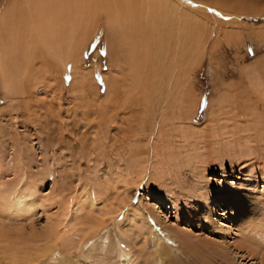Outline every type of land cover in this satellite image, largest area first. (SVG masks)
<instances>
[{
  "label": "rangeland",
  "instance_id": "374dc122",
  "mask_svg": "<svg viewBox=\"0 0 264 264\" xmlns=\"http://www.w3.org/2000/svg\"><path fill=\"white\" fill-rule=\"evenodd\" d=\"M237 2L215 19L197 14L201 36L183 25L187 54L173 64L174 48L168 73L141 68L138 83L133 62L144 58L122 48L102 13L73 61L39 62L10 92L0 80V198L15 208L26 195L39 201L0 217L20 230L52 221L76 237L73 251L58 239L42 254L46 238L0 230V264H264L263 219L236 225L231 206L209 216L195 205L233 188L264 215V124L254 126L264 117V0ZM182 127L202 135L186 138Z\"/></svg>",
  "mask_w": 264,
  "mask_h": 264
},
{
  "label": "bare ground",
  "instance_id": "6f19581e",
  "mask_svg": "<svg viewBox=\"0 0 264 264\" xmlns=\"http://www.w3.org/2000/svg\"><path fill=\"white\" fill-rule=\"evenodd\" d=\"M193 1L194 0H0V80L2 87L9 92L15 90L19 84V74L21 72L24 71L26 73L29 69L32 70V67L37 65V63L39 64V62L51 63L52 57L63 65L69 60L73 61V59L77 57L78 49L80 48L81 50L83 48L87 37L90 35V33L87 32L88 28L91 29L95 26L94 22L98 21L101 13L107 19L108 27L114 38L116 37V40L124 45L122 48L126 46L132 54L137 55V57L141 54L142 59L144 58V61L138 60L139 65L133 62L134 83L141 82V79L144 77L143 75L147 74L144 72V74H138L141 68H144L145 71H148L151 75L155 72L153 70L155 66L159 69V74L168 73L169 71L166 70L167 68H162L163 61H165L164 59L169 57L167 53L172 52L175 48V52L173 51L174 53H169L173 57L171 59L173 60V62L171 61L173 64L175 63V58L178 60L180 56L182 57V54H187L185 53L187 51L184 47L185 37H183V30H180L183 25H185L188 33L193 32L201 36L204 30L202 31L203 25L200 24L201 20L197 19L200 22L196 20L195 16L197 14H203L206 19H209L208 17L215 19L218 15L222 16L224 10L237 9L238 5H241L240 7L245 5L237 2V0H219L216 2H212L211 0H200L202 7H196ZM203 20L202 22H206V20ZM184 35L186 36V34ZM158 56L160 57L159 61H157ZM176 56H178V58ZM44 63L43 65H45ZM40 64L42 65V63ZM149 67L151 68L150 70ZM31 72H33V70ZM44 72L45 71H43V73ZM156 72L152 77H156ZM154 84L155 82H150L151 87L149 88L152 89V91L150 90L151 93H153L154 90L156 91V86H153ZM136 87L138 88L139 86L136 85ZM144 87H146V85ZM138 89L141 90L140 93L143 96L147 97L146 88L139 87ZM258 89L264 92V86L261 88L259 86ZM144 120L145 118L140 119L142 122ZM163 124L164 121L162 125L158 124L155 126V124H153V127H162ZM260 124H264V117H261L260 121L254 124V126ZM139 126L140 128H146L143 124ZM183 128L184 127H182V129ZM161 129L162 128H160L159 132ZM251 129L241 130V133L251 131ZM254 129L258 130L259 128L253 127L252 130ZM213 130L212 132L217 136L218 130L215 129V126ZM253 132L254 131H252V133ZM182 133L186 138L195 136L200 138L202 135L200 132L187 128H184ZM235 133L237 136L242 135L239 134V129L236 130ZM254 133H258V131ZM232 135H234V132ZM139 148L140 146L136 149L134 148L133 152L136 153L139 151ZM169 154L175 156V154H171L170 149ZM170 159L172 160V158ZM139 165L140 163L138 161L135 163L134 167L139 168ZM169 168H171V166ZM203 176L204 173L202 174V177ZM159 177L164 176L160 175ZM231 189V192H225L226 190L222 192L217 191L216 195H208L206 200L209 202L208 205L202 206L200 205L201 203L195 204L197 209L199 207L204 211L207 210L208 212L206 213L212 216L213 210L217 211V206L222 205L228 208L231 206L235 215L229 217H232L234 224H241V222L246 219L250 220L249 226H252L251 228L259 226L252 221L254 215H256L255 218H258L259 223L262 224L264 215L260 214L262 217L260 218L257 209L247 206L245 196H243L242 192L236 189L233 190V188ZM13 191L14 190L10 192ZM123 193H125L124 195L126 196V192L124 191ZM30 197L26 195L25 198L21 199V202H17V204L21 206L15 208L14 199L7 194L0 198V211L15 216L17 214L16 212H25L22 208L29 207V212H33L35 204L39 201L33 197V199H30ZM84 200H86V198L83 200L81 199L80 202L78 201V211L85 209ZM167 200L166 197H163L160 202H156L160 203L156 207H161ZM206 201L203 203H206ZM125 203H127L126 198L120 201L121 206H119L117 211H120ZM101 216L103 219V214ZM2 219L3 218L0 217V230L4 233H0L2 235H8L10 238L15 235L16 238L22 241H29L32 238H27L33 237L35 240L42 238L41 241L43 242L45 240L44 238H46V247L44 251L41 249L42 254L53 253L54 243L58 239L62 242L64 250L73 251V249H76V237L64 235L63 231L59 229L58 226L53 225L52 221L51 223L50 221L46 222L45 225H41V227L32 226L29 230L26 228L25 230L22 227L23 231L20 230L21 227L18 226L12 225L14 227L10 228L9 226L11 225H4ZM13 230H16V233L18 231V233H13ZM90 240L91 239H87L84 244ZM35 252L36 251H34V253ZM37 254L39 255L40 252ZM124 255L128 257L127 253ZM261 260L264 259L261 258ZM127 261V259L124 260L123 264H126Z\"/></svg>",
  "mask_w": 264,
  "mask_h": 264
}]
</instances>
